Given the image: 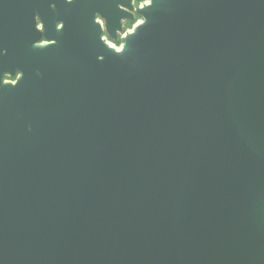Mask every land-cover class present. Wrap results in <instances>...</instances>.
<instances>
[{
	"label": "water",
	"instance_id": "obj_1",
	"mask_svg": "<svg viewBox=\"0 0 264 264\" xmlns=\"http://www.w3.org/2000/svg\"><path fill=\"white\" fill-rule=\"evenodd\" d=\"M118 5L0 0V264H264V0Z\"/></svg>",
	"mask_w": 264,
	"mask_h": 264
},
{
	"label": "flooded vegetation",
	"instance_id": "obj_2",
	"mask_svg": "<svg viewBox=\"0 0 264 264\" xmlns=\"http://www.w3.org/2000/svg\"><path fill=\"white\" fill-rule=\"evenodd\" d=\"M118 6L121 7L120 5H118ZM123 7L127 8L126 6H123ZM48 12H49V17H48L49 21L52 22L53 25L56 28H59L61 26V24H62V20L61 19L60 20L57 19V7H56L55 3H53V2H49L48 3ZM32 18H33L32 28L35 30L37 35L34 36V39L31 42L27 43L28 46H33L35 44L44 45V44L56 42L55 39L47 38L45 36L46 22L43 19V16L41 15L39 9L37 7H35V5L32 6ZM121 18H127L128 20H130L131 19V13H129V16L119 17L120 27H121V23H120V19ZM16 23H17V29L8 34V39H7L6 42H8L9 45L11 46L10 50L12 51V53L18 54V53H20V49H18V45L17 44L20 42L21 35H22L21 32H22L23 28L21 29V22H20L19 19L17 20ZM105 24H106V22H105ZM120 27L119 28H115L114 32L116 30L120 29ZM107 32H108V30H107ZM101 33H102V26H101ZM108 34H109V32H108ZM11 35H15V36L14 37H10ZM111 37H113V36H111ZM9 40H12L15 43L14 46H12V44H11V42ZM6 49H7L6 45H3V46L0 47V56L4 55V53L6 52ZM20 75H21V70L19 68V65H15L13 70H10L9 68H3V69L0 70V84H3V83H15ZM6 77H8L9 80L6 79Z\"/></svg>",
	"mask_w": 264,
	"mask_h": 264
},
{
	"label": "rangeland",
	"instance_id": "obj_3",
	"mask_svg": "<svg viewBox=\"0 0 264 264\" xmlns=\"http://www.w3.org/2000/svg\"><path fill=\"white\" fill-rule=\"evenodd\" d=\"M150 1L151 0H130V3H131L130 7L125 8V7L121 6V8L123 10H125L128 13H131V19L128 20L127 18H121L120 19L121 27H120V29L115 31L113 37H111L107 32L105 19L101 15L96 13L95 19L102 26L101 37L103 38V40L106 41L113 48L121 47L123 42H124L125 34L129 33L130 30L134 28V25L143 19L141 14H139L136 11V9L140 6H144V5L148 4ZM6 79H8V77H6Z\"/></svg>",
	"mask_w": 264,
	"mask_h": 264
},
{
	"label": "bare ground",
	"instance_id": "obj_4",
	"mask_svg": "<svg viewBox=\"0 0 264 264\" xmlns=\"http://www.w3.org/2000/svg\"><path fill=\"white\" fill-rule=\"evenodd\" d=\"M151 2H152V0H151L149 3H151ZM149 3H148V4H149ZM139 23H140V22L136 23V24L134 25V28H135V26L138 25ZM134 28H133V29H134ZM133 29H131L130 32H132ZM130 32H129V33H130ZM127 34H128V33H127ZM127 34H125V35H127ZM122 46H123V44H122ZM122 46L119 47V48H113V47H112V48H113L115 51H119V50L122 48Z\"/></svg>",
	"mask_w": 264,
	"mask_h": 264
}]
</instances>
